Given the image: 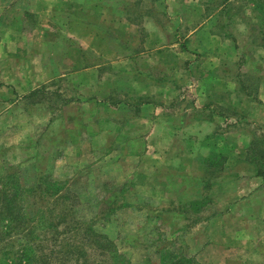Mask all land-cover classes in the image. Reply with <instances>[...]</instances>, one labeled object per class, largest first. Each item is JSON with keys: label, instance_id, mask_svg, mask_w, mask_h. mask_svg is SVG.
<instances>
[{"label": "rangeland", "instance_id": "374dc122", "mask_svg": "<svg viewBox=\"0 0 264 264\" xmlns=\"http://www.w3.org/2000/svg\"><path fill=\"white\" fill-rule=\"evenodd\" d=\"M15 1L51 56L0 53V190L128 264H264V0Z\"/></svg>", "mask_w": 264, "mask_h": 264}, {"label": "trees", "instance_id": "16d2710c", "mask_svg": "<svg viewBox=\"0 0 264 264\" xmlns=\"http://www.w3.org/2000/svg\"><path fill=\"white\" fill-rule=\"evenodd\" d=\"M261 152L264 156V151ZM257 174L264 175V171L259 168ZM11 177L12 180H10ZM6 178L7 180H3L0 190V245H3L0 250V264H107L109 262L111 264H128L122 254L114 249L113 241L106 235L97 233L93 224L90 223L84 227H81L78 222L68 224L65 227V234H69L73 238L78 237L80 240L63 244V241L57 236L60 233H54L52 230L55 227L58 228L60 224L56 225L53 221L54 211H50V218L47 216L48 210L52 209L46 210L48 205L45 204V197L49 191L37 194L38 197L35 193L36 190L34 191L39 200L37 209L34 211L32 206L35 204L22 191L24 186L19 183L14 184L15 175L9 174ZM50 183L49 188H57L51 192L52 195L60 187L55 182ZM58 199L60 198L57 197L54 200ZM59 219L58 216L56 221L60 222ZM44 223L47 226L42 225ZM47 233H52L55 237L54 243L51 244L53 249H50L45 243V239L49 241L45 238ZM165 254L166 256L161 258L162 264H202L193 258L170 255L171 253L167 252ZM96 255L100 256V262L96 261Z\"/></svg>", "mask_w": 264, "mask_h": 264}, {"label": "crops", "instance_id": "0c3cea01", "mask_svg": "<svg viewBox=\"0 0 264 264\" xmlns=\"http://www.w3.org/2000/svg\"><path fill=\"white\" fill-rule=\"evenodd\" d=\"M1 1H8L7 3H5L8 7H11V5L15 6V3H16L15 0H11V1L10 0H1ZM20 1H23L22 5H24L25 3L29 4L30 2H34V0H18L17 2H20ZM18 8H21V7H18ZM16 11L17 10L14 7L12 9L6 10V12L4 14H1V18H0V53H2L3 56L7 55V57H9L8 54L13 53L12 52L13 50L11 49L12 46H14V49L17 51H18L19 47L22 48L23 46H25L24 48H28L29 50L34 48V55L41 54L42 59L44 60L43 64L40 65L41 69H49L50 65H49L47 60L50 59L51 54L48 53L46 51V48H45V46L47 45V43H46L47 42L46 41L47 32L46 31H41V32H39V31H28L24 34V32L18 31V30L23 29L22 26H20L21 25L20 23L17 24L18 19L21 18V16L19 17V15H18L19 12L16 14V15H18L17 16L18 18L15 21H14V19L11 21V19L14 18L13 16H14ZM9 15H13V16H9ZM9 18H11V19H9ZM9 32H10V35H8ZM25 37L27 38L26 39L27 41H25L23 43L22 41H23V38H25ZM40 47L44 48L45 52H43L41 49L35 51V48L39 49ZM15 52L16 51H14V53ZM31 57H32V55H31ZM33 68H36V66H33ZM2 82H4V81H2ZM10 84H13V83L8 82V85H10ZM35 84H36V82H34L32 84L33 87H35Z\"/></svg>", "mask_w": 264, "mask_h": 264}]
</instances>
